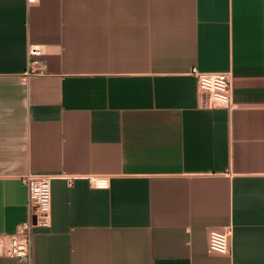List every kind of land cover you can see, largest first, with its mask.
<instances>
[{
    "label": "crops",
    "instance_id": "obj_1",
    "mask_svg": "<svg viewBox=\"0 0 264 264\" xmlns=\"http://www.w3.org/2000/svg\"><path fill=\"white\" fill-rule=\"evenodd\" d=\"M194 67L235 107H202ZM30 171L59 175L32 264H264V0H0V236Z\"/></svg>",
    "mask_w": 264,
    "mask_h": 264
},
{
    "label": "built area",
    "instance_id": "obj_2",
    "mask_svg": "<svg viewBox=\"0 0 264 264\" xmlns=\"http://www.w3.org/2000/svg\"><path fill=\"white\" fill-rule=\"evenodd\" d=\"M37 0H29L35 3ZM42 48L30 45L29 54L40 55ZM35 69L27 71L29 77ZM192 74L198 80L200 104L206 108L227 107L234 108L232 95V73L224 71H202L194 67ZM59 175L39 172H28L22 176L23 183L29 189L30 218L18 225L15 233L0 236V255L18 259L22 264H32L33 228L35 226L49 227L51 225L53 180ZM60 177L71 179L68 175ZM91 183L99 188L109 186V179L105 176L90 177ZM234 227L228 225L213 228L209 232V247L221 254L232 253V238Z\"/></svg>",
    "mask_w": 264,
    "mask_h": 264
}]
</instances>
